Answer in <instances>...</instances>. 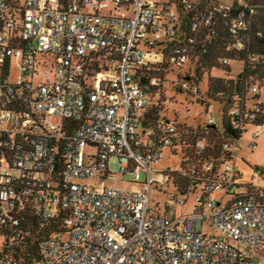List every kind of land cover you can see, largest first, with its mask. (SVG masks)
Here are the masks:
<instances>
[{"label": "built area", "instance_id": "2783aa9c", "mask_svg": "<svg viewBox=\"0 0 264 264\" xmlns=\"http://www.w3.org/2000/svg\"><path fill=\"white\" fill-rule=\"evenodd\" d=\"M200 1L184 0L183 11H198ZM222 1L216 10L257 12L248 0ZM11 2L15 7L0 0V264H17L9 257L8 237L20 234L13 228L26 215L44 228L60 211L66 217L42 239L37 264H264V184L237 193L242 174L231 161L198 160L181 170L198 179L193 192L202 187L191 213L178 215L187 200L177 194L170 196L169 212L151 205L153 167L164 149L182 152L197 136V154L205 152L209 129L221 124L210 118L198 129L166 115L142 127L152 88L162 91L165 109L174 102L164 94L165 67L183 70L191 62L185 16L168 1ZM244 17L241 12L232 27ZM212 18L209 10L192 31ZM242 46L237 41L232 47ZM41 68L44 80L37 82ZM143 68L153 72L148 82L139 75ZM192 77L194 67L177 88L196 96L201 88ZM252 93L261 89L253 86ZM243 112L236 104L231 114ZM54 117L60 122L50 121ZM256 128L252 149L264 125ZM233 146L224 145L230 156ZM93 177L101 180L97 186L87 182ZM119 178L144 189L108 183Z\"/></svg>", "mask_w": 264, "mask_h": 264}, {"label": "trees", "instance_id": "16d2710c", "mask_svg": "<svg viewBox=\"0 0 264 264\" xmlns=\"http://www.w3.org/2000/svg\"><path fill=\"white\" fill-rule=\"evenodd\" d=\"M5 1L10 6L15 7L11 0ZM183 1L168 0L170 4L175 6L180 15L185 16L187 21L186 33L188 39H192L190 42L187 40V47L191 55L190 64L194 67V77L192 79L200 85L206 72L211 74L213 70L218 69L224 71L227 75H231L233 72L232 60L241 61L244 64L242 71L234 77L210 76L207 93L199 100L207 110H209L211 103H214L220 107L222 112L220 126L209 129L206 151L197 154V136L189 139V147L186 150H182V152L176 149L171 150L173 154L181 156V170L188 172V165L195 164L198 160L213 159L217 165L231 161L233 157L229 155V151L224 149V145L238 143L248 127L264 125V98L262 96V84L259 83L264 82V13L252 12L250 9L244 8L218 11L216 8L219 5H224L222 0H201L197 6L198 11L185 13L183 11ZM248 1L252 4L264 6V0ZM209 10L213 13L210 25L203 24L198 32H193V24H199L208 15ZM241 12H245L242 25L232 27V23H237L234 20L238 18ZM2 27L3 20L2 14H0V29ZM233 29H236V31L233 32ZM237 41L243 44L242 48L235 49L232 47ZM225 60H228V63H225ZM165 68L167 72H176L177 70L175 67L166 66ZM142 73L146 76L143 77ZM152 74L153 72L148 71L146 68L141 69L139 73L143 82H148V78ZM154 74L159 73L155 72ZM179 77L181 80L183 75ZM177 86L178 83L175 84V88L180 91ZM253 86H258L261 93L253 94ZM151 92H157V88H152ZM200 94L201 91L198 95ZM236 104L243 107L244 112L239 116L231 114ZM165 111V107L159 101H152L143 111L142 127L149 129L154 126L160 118L166 116ZM251 115L254 117L251 118ZM65 123L69 124L71 128L78 125L74 121H65ZM200 128L201 125L198 126V129ZM181 170H169L165 172V175L169 177V182L173 180L178 190L177 195L187 196L197 188L198 179L192 175L184 174ZM167 211L169 212V209L166 207L165 212ZM64 217H66V213L60 211L49 225L42 228L33 214L26 215L25 221H21V226L13 228L20 233L19 235H12L9 232L8 237L7 234L3 233L8 237L9 257L13 261L16 260L17 264H37L41 259L40 244L42 239L52 230L62 226ZM54 220L56 223H54Z\"/></svg>", "mask_w": 264, "mask_h": 264}, {"label": "rangeland", "instance_id": "374dc122", "mask_svg": "<svg viewBox=\"0 0 264 264\" xmlns=\"http://www.w3.org/2000/svg\"><path fill=\"white\" fill-rule=\"evenodd\" d=\"M157 4H163L168 0H150ZM115 4H111L110 9H114ZM254 9L257 12L264 13V6H256ZM108 11L104 10L103 14H107ZM243 62L232 60L231 67L233 72L231 75H227L222 70L215 69L209 74L206 72L200 82L201 94L197 96L189 95L188 93L180 92L175 88V84L179 83L180 75H185L187 71L193 67L192 64H188L183 70H176V72H169L167 75L168 82L164 88L165 97L169 100H174L172 104L166 107L165 115H167L172 121H177L179 124H186L191 127H198L209 121L210 118H214L216 121L222 120V112L217 104L211 103L209 110L206 109L204 105L199 101L203 98L208 90V81L210 76L212 77H234L239 74L243 69ZM45 69L41 68V74L36 77L37 82L44 80ZM12 78L14 80L19 78V69L17 66V61L13 62L12 68ZM262 84V96L264 97V82H259ZM149 96L153 101L158 102L162 97V91L150 92ZM60 118L54 117L50 118L52 122H60ZM258 128L250 126L248 127L241 138V140L236 143L232 148L231 163L235 165L242 174V179L239 181L240 186L235 190L237 193L244 192L248 190L251 184L256 182L264 184V131L258 138V146L255 149L249 147L252 140V133ZM88 151H91L89 149ZM182 158L180 155H175L169 148L164 149L162 158L154 164V178L155 184L151 192V205L156 210V212L164 213L166 207L169 205L170 196L172 194H178V190L175 187L173 180L167 182L168 176L165 175L167 171H179L181 170ZM110 169L112 172L117 173L119 169L118 160L112 159L110 162ZM89 182L93 186H97L101 180L98 178H91ZM108 183H114L115 185L122 187L124 189H144V184L141 182H135L127 179H116L108 180ZM202 193V187L197 191L190 193L187 196L180 195L181 199H186L187 203L184 206L179 205L177 208L178 215L191 213L193 207L196 204L197 197ZM3 241L0 239V246Z\"/></svg>", "mask_w": 264, "mask_h": 264}, {"label": "crops", "instance_id": "0c3cea01", "mask_svg": "<svg viewBox=\"0 0 264 264\" xmlns=\"http://www.w3.org/2000/svg\"><path fill=\"white\" fill-rule=\"evenodd\" d=\"M264 98V97H263Z\"/></svg>", "mask_w": 264, "mask_h": 264}]
</instances>
